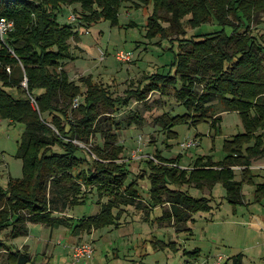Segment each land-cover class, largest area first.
I'll return each instance as SVG.
<instances>
[{
	"label": "trees",
	"instance_id": "trees-1",
	"mask_svg": "<svg viewBox=\"0 0 264 264\" xmlns=\"http://www.w3.org/2000/svg\"><path fill=\"white\" fill-rule=\"evenodd\" d=\"M75 3L83 11L77 18L85 24L101 19L116 24L121 6L150 5L148 36L176 39L178 47L188 48L175 55L168 73L144 74L124 96L112 97L90 77L80 78L78 84L62 68L64 60L74 58L68 43L74 30L58 21L64 7ZM261 13L264 0H0V15L15 23L7 37L12 52L0 41V120L24 125L16 154L23 163V176L0 186V249L8 251L6 264L29 261L27 254L12 252L3 240L1 232L10 225L12 237L26 234L30 221L52 228L66 224L78 235L116 224L124 206L135 205L153 211L158 207L162 218L177 226L210 207L206 197H194L181 188L201 187L204 180L209 187L221 181L236 205L241 182L253 183L252 159L264 154V36L259 40L249 31ZM204 24L212 28L201 30ZM186 27L193 33L187 34ZM24 78L26 87L21 85ZM172 89L186 110L156 117L169 136H176L172 127L181 123L195 126L211 120L215 125L220 119L217 108L238 111L245 130L224 139L222 160L199 157L191 171L180 168L178 158L156 154L159 163L148 160L150 171H145L149 186L143 202L136 180L127 183V171L119 163L123 147L112 130L119 125L113 115L131 98L144 101L149 92L167 95ZM76 96L81 101L73 109L71 101ZM96 133L102 137L101 145L92 142ZM83 147L89 159L82 157ZM234 166L241 169V182L228 180ZM254 193L257 200L264 196V183ZM90 194L106 198L98 201L96 215L81 218L77 224L67 222L63 214L55 216L86 202ZM233 264H241L240 259L234 258Z\"/></svg>",
	"mask_w": 264,
	"mask_h": 264
},
{
	"label": "rangeland",
	"instance_id": "rangeland-1",
	"mask_svg": "<svg viewBox=\"0 0 264 264\" xmlns=\"http://www.w3.org/2000/svg\"><path fill=\"white\" fill-rule=\"evenodd\" d=\"M71 11L77 16L83 12L80 5L75 3L65 6L58 16L60 23H68L74 28L68 43L75 57L64 63V70L70 80L78 84H81L82 77H90L93 82L101 83L112 97L124 96L127 89L136 88L144 74L168 73L175 55L188 48L187 45L178 47L179 41L176 39L170 41L148 36L146 24L151 13L150 5L137 8L121 6L116 24L104 19L91 24H85L80 18L73 22L68 19ZM257 19L251 23L249 31L262 40L264 13ZM74 23H77L75 27ZM162 25L166 26L167 23L163 22ZM200 28L209 31L212 25L204 24ZM186 30L187 34L193 33L192 28L186 27ZM101 50L105 52L103 60H100ZM118 50H130L131 60L118 61L115 58ZM201 88L202 85L198 86V90ZM185 110L186 106L184 108L179 104L172 89L167 95L149 92L144 101L131 98L127 106L119 108L113 115L119 125L112 127V130L117 135L118 144L123 147L119 163H123L127 171L126 182L136 180V188L144 197L143 202L147 199L149 186L145 171H150L148 160L159 163L154 157L156 154L165 159L178 158L179 167L191 171L199 157L203 160L207 156L214 161L222 160L224 139L245 130L238 111H220L219 108L215 113L220 114V119L215 125L211 124V120L195 126L177 124L172 127L176 136H169L167 129L156 121V117L162 113L175 115ZM23 131L24 125L21 123L0 120L2 187H6L10 179L23 176V163L16 155ZM261 136L264 142V130ZM92 142L102 144L100 133L93 136ZM84 148L81 155L89 159V151ZM251 168L255 175L253 183L241 182L239 166L233 167V177L228 179L241 182V197L236 205L231 203L235 197L228 196L226 186L221 181L214 182L211 187L205 180L201 187L183 185L181 188L188 190L192 196L206 197L210 207L198 210L177 226L173 221L162 218V210L158 207L153 211L147 207L128 205L124 206L116 224L93 228L78 235H73L72 228L66 224L52 228L45 223L30 221L26 225V234L10 235L6 244L16 250L26 241V250L32 256L29 264H70L73 247L81 243H88L93 248V253L84 264H196L212 263L218 256L222 257L221 264H233L234 258H239L241 264H264V196L259 200L254 197L257 186L264 183V158L252 159ZM99 200L105 202L106 198L100 199L96 194H90L86 202L54 214H63L67 222L77 224L79 219L99 212ZM117 210L112 209L113 214L116 215ZM3 231L2 238L6 241L10 229ZM5 256V250H0V264H4Z\"/></svg>",
	"mask_w": 264,
	"mask_h": 264
},
{
	"label": "built area",
	"instance_id": "built-area-1",
	"mask_svg": "<svg viewBox=\"0 0 264 264\" xmlns=\"http://www.w3.org/2000/svg\"><path fill=\"white\" fill-rule=\"evenodd\" d=\"M71 12L72 13H70L68 15V19L73 21V22H76L77 21V15L74 14L73 11H71ZM14 26H15V23H14L13 19L0 15V41L6 47H8L10 52H12V50L9 48L7 37L9 35V33L11 31H13ZM104 55H105V52L101 50L100 51V60L104 59ZM131 57H132V52L130 50H118L115 54V58L121 62L130 61ZM5 68H6L7 72H10L9 66H6ZM21 85L23 87H26V78H24L22 80ZM80 101H81L80 96H76L75 98H73V100L71 101V108H73V109L77 108L80 104ZM31 104L33 106H35V101L33 99H31ZM190 144H188V145H190ZM92 253H93V248L88 243H81L77 246H74L72 249V252H71L72 261L70 264H78V263L84 264L85 260L87 258H89ZM221 259H222V257L218 256V259L212 263L196 262V264H221Z\"/></svg>",
	"mask_w": 264,
	"mask_h": 264
},
{
	"label": "crops",
	"instance_id": "crops-1",
	"mask_svg": "<svg viewBox=\"0 0 264 264\" xmlns=\"http://www.w3.org/2000/svg\"><path fill=\"white\" fill-rule=\"evenodd\" d=\"M75 6V5H74ZM64 12V11H63ZM65 12H66V10H65ZM72 25V24H71ZM77 25V23H74V25H73V27H75ZM72 29H74V28H72ZM78 42V41H77ZM77 42H76V44H77ZM71 47V46H70ZM71 55L72 56H74L73 54H72V52H71ZM75 57V56H74ZM73 59V58H72ZM69 60L70 59H66L65 61H64V63H66V62H69ZM63 63V65H62V68L64 69V64ZM82 77V76H81ZM77 83V82H76ZM149 94V93H148ZM148 96V95H147ZM83 97V96H82ZM138 101V100H137ZM261 158H264V154L261 156ZM7 228H9V229H11V225L10 226H7L5 229H7ZM4 229V230H5ZM50 229H52V228H50ZM9 231V230H8ZM3 233H4V231H2ZM8 237H10V233L9 234H7V236L5 237V243L6 242H8L7 241V239H8ZM7 245V244H6ZM26 248H27V242L25 241V244L21 247V248H19V246H17V249L16 250H13V249H11V251L12 252H19V253H24V254H27L28 256H29V260H30V258H32V256H31V254L28 252V250H26ZM0 250H2V249H0ZM5 252H6V256H7V254H8V251H6L5 250ZM6 256L3 258V262H4V264H6ZM26 264H29V261L26 263Z\"/></svg>",
	"mask_w": 264,
	"mask_h": 264
}]
</instances>
